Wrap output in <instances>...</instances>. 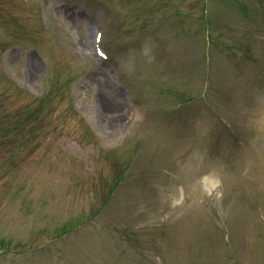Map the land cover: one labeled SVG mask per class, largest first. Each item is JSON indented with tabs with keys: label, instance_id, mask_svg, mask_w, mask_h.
<instances>
[{
	"label": "rangeland",
	"instance_id": "374dc122",
	"mask_svg": "<svg viewBox=\"0 0 264 264\" xmlns=\"http://www.w3.org/2000/svg\"><path fill=\"white\" fill-rule=\"evenodd\" d=\"M0 264H264V0H0Z\"/></svg>",
	"mask_w": 264,
	"mask_h": 264
},
{
	"label": "bare ground",
	"instance_id": "6f19581e",
	"mask_svg": "<svg viewBox=\"0 0 264 264\" xmlns=\"http://www.w3.org/2000/svg\"><path fill=\"white\" fill-rule=\"evenodd\" d=\"M261 120H263V119H261ZM260 122V124H263V121H259ZM204 183H205V185H206V188H208V190H212V189H214L215 188V184H214V182L212 181V179H209V178H207V177H204Z\"/></svg>",
	"mask_w": 264,
	"mask_h": 264
}]
</instances>
